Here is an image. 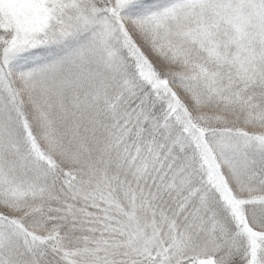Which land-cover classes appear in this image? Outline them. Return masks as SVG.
I'll use <instances>...</instances> for the list:
<instances>
[{
	"label": "snow or ice",
	"instance_id": "snow-or-ice-1",
	"mask_svg": "<svg viewBox=\"0 0 264 264\" xmlns=\"http://www.w3.org/2000/svg\"><path fill=\"white\" fill-rule=\"evenodd\" d=\"M0 264H264V0H0Z\"/></svg>",
	"mask_w": 264,
	"mask_h": 264
}]
</instances>
